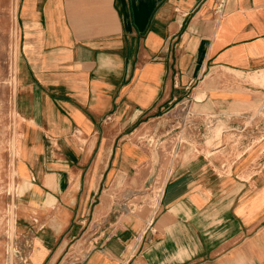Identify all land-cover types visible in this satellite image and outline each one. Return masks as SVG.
<instances>
[{
	"label": "crops",
	"instance_id": "1",
	"mask_svg": "<svg viewBox=\"0 0 264 264\" xmlns=\"http://www.w3.org/2000/svg\"><path fill=\"white\" fill-rule=\"evenodd\" d=\"M18 26L23 264H264V137L163 148L187 98L223 117L264 95V0H20Z\"/></svg>",
	"mask_w": 264,
	"mask_h": 264
},
{
	"label": "rangeland",
	"instance_id": "2",
	"mask_svg": "<svg viewBox=\"0 0 264 264\" xmlns=\"http://www.w3.org/2000/svg\"><path fill=\"white\" fill-rule=\"evenodd\" d=\"M20 0H0V264H23L19 250L14 243V203L16 192L12 158L17 145V134L13 122L12 99L16 90V59L19 56L18 5ZM247 78L254 86L264 88V82ZM200 97H196V100ZM187 100L176 104L171 111V126L168 138L164 143L165 151H174L176 147L190 142L192 146L209 153L221 148L234 150L239 155L264 137V95L249 106L234 111V114L200 112ZM237 118V119H236ZM236 119V120H235ZM258 119L263 122H257ZM235 120V121H234ZM201 122V123H200ZM234 122V123H232ZM173 130V131H172ZM172 131V133H171ZM243 136H248L242 139ZM166 166L169 165L168 158ZM165 166V164L163 165ZM165 168V167H164ZM166 175L158 177L157 185L151 197L155 200ZM143 194V192H141ZM142 198V197H141ZM137 197V199H141Z\"/></svg>",
	"mask_w": 264,
	"mask_h": 264
},
{
	"label": "bare ground",
	"instance_id": "3",
	"mask_svg": "<svg viewBox=\"0 0 264 264\" xmlns=\"http://www.w3.org/2000/svg\"><path fill=\"white\" fill-rule=\"evenodd\" d=\"M248 77L251 78L252 80H260L264 82V71L257 73V74L253 73V75L249 74Z\"/></svg>",
	"mask_w": 264,
	"mask_h": 264
},
{
	"label": "built area",
	"instance_id": "4",
	"mask_svg": "<svg viewBox=\"0 0 264 264\" xmlns=\"http://www.w3.org/2000/svg\"><path fill=\"white\" fill-rule=\"evenodd\" d=\"M262 108L264 109V101H263V105H262Z\"/></svg>",
	"mask_w": 264,
	"mask_h": 264
}]
</instances>
